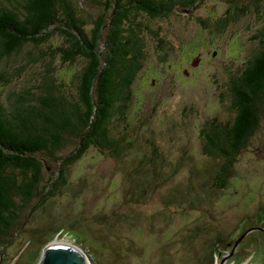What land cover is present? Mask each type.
Returning <instances> with one entry per match:
<instances>
[{
  "label": "rangeland",
  "instance_id": "374dc122",
  "mask_svg": "<svg viewBox=\"0 0 264 264\" xmlns=\"http://www.w3.org/2000/svg\"><path fill=\"white\" fill-rule=\"evenodd\" d=\"M72 1L85 31L102 20L101 49L109 0ZM189 6L174 5L163 17L138 15L157 28V36L140 34L144 60L132 82L122 153L108 157L88 149L58 193L24 204L0 242V264H37L50 241L74 243L90 264H264V104L222 188L213 181L219 160L203 154L198 132L213 116L232 117L227 78L259 48L264 0ZM223 16V27L215 29ZM62 28H51L39 44L0 55V104L6 109L28 94L38 96L37 84L48 72L64 94H75L83 60L64 59ZM178 60L186 74L178 71ZM155 73L152 88L147 80ZM74 145L68 137L62 153ZM46 164L43 179L54 170Z\"/></svg>",
  "mask_w": 264,
  "mask_h": 264
},
{
  "label": "trees",
  "instance_id": "16d2710c",
  "mask_svg": "<svg viewBox=\"0 0 264 264\" xmlns=\"http://www.w3.org/2000/svg\"><path fill=\"white\" fill-rule=\"evenodd\" d=\"M201 1L109 0L105 40H99L98 49L102 20L97 19L92 30L85 31L82 20L73 16L72 0H0V55L16 52L28 42L39 44L51 28L62 25L67 35L65 47L60 48L64 59L68 63L76 57L83 60L76 74L75 94H64L48 72L37 84L38 96L28 94L7 109L0 104V242L18 210L33 198L44 203L58 193L70 167L88 149L108 157L122 153L126 138L121 130L127 126L132 82L144 60L140 34L157 36V28L143 23L138 15L163 17L174 5L192 6ZM225 19L217 17L214 28H222ZM260 33L258 50L238 73L227 78L232 117L221 121L213 116L198 130L203 154L219 160L213 175L216 188L224 186L264 104V24ZM160 39L158 44L170 49ZM177 52L179 55L180 50ZM195 57H199L197 51ZM68 137L75 145L62 153ZM46 161L54 170L43 179V167L49 166H44Z\"/></svg>",
  "mask_w": 264,
  "mask_h": 264
},
{
  "label": "water",
  "instance_id": "95a60500",
  "mask_svg": "<svg viewBox=\"0 0 264 264\" xmlns=\"http://www.w3.org/2000/svg\"><path fill=\"white\" fill-rule=\"evenodd\" d=\"M196 61L195 57L193 64ZM242 235L237 237L234 245ZM37 264H90V257L83 254L74 243L50 241L42 247Z\"/></svg>",
  "mask_w": 264,
  "mask_h": 264
},
{
  "label": "flooded vegetation",
  "instance_id": "af4514ba",
  "mask_svg": "<svg viewBox=\"0 0 264 264\" xmlns=\"http://www.w3.org/2000/svg\"><path fill=\"white\" fill-rule=\"evenodd\" d=\"M213 53H214V50L212 51L211 54H213ZM198 58H199V57H197V60H198ZM180 62H181V61L178 60V62H175L174 64H176V66H177V68H178V71L182 72L183 74H186V73H187V70H186L185 68H183V66H182L183 64L180 63ZM192 62H193V61H190V65H191V67L193 68V67L195 66V64H196L197 61H196L194 64H191ZM185 63H186V62H185ZM181 64H182V65H181ZM190 65H189V66H190ZM169 66H171V65H169ZM176 66H175V67H176ZM156 75H157V77H155V78H154V77L150 78V81H149V78H148V80H147V81H148L147 84L151 85L152 88H154V86H155V81H154V80L157 79L158 76H159L158 74H156ZM149 85H148L147 88H149ZM154 92H155V91H153L152 89H149V90H148V93H152V94H153ZM158 92H160V91H158ZM234 250H235V249H234ZM233 252H234V251H233Z\"/></svg>",
  "mask_w": 264,
  "mask_h": 264
}]
</instances>
